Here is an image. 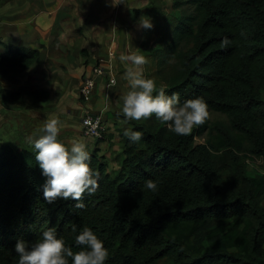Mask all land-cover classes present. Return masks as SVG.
I'll return each instance as SVG.
<instances>
[{"label":"trees","instance_id":"16d2710c","mask_svg":"<svg viewBox=\"0 0 264 264\" xmlns=\"http://www.w3.org/2000/svg\"><path fill=\"white\" fill-rule=\"evenodd\" d=\"M173 7L181 15L156 74L182 101L203 96L224 121L180 135L155 116L133 120L120 131L115 172L88 150L99 177L83 208L71 198L44 200L32 145L0 146V264H18L17 238L35 240L52 225L74 251L75 236L90 227L108 249L104 264H264V0H174ZM5 49L0 75L40 58L38 49ZM0 95L18 96L1 85ZM125 128L142 131L141 139L130 142ZM253 156L262 171L248 172L245 158Z\"/></svg>","mask_w":264,"mask_h":264},{"label":"rangeland","instance_id":"374dc122","mask_svg":"<svg viewBox=\"0 0 264 264\" xmlns=\"http://www.w3.org/2000/svg\"><path fill=\"white\" fill-rule=\"evenodd\" d=\"M83 1L76 0L77 6L74 7L71 14H68L69 18L76 21V28L80 30L83 38L76 32H72L69 36H60L57 41L54 35L53 39L56 43L53 48L56 55L48 54V51H45V46H43L41 56L46 60L43 59L21 68L17 67L0 75L1 87L18 95L8 98L7 101H2L0 95V146L10 144L14 148H19L24 145H32L31 139L40 133L46 120L58 116L60 120L59 136L67 144L70 145L74 139L85 140L87 149L96 148L98 154H101L102 158L104 157L107 161L108 171L115 172L122 158L120 131L124 126H130L133 122L132 119H126L122 112V95L129 87L125 78L129 64L126 61H121L120 55L129 50L142 53L147 58V62L142 66L144 74L153 78L158 88L164 87L162 79L156 74L157 60L169 40L172 26L181 13L173 7L174 0H158L152 8L155 15L150 17L153 25L151 28L142 27L139 23L140 19L137 17L135 18L136 22L132 24L136 28L134 34L117 32L119 36L115 37L116 49L114 50V57L112 56V73L105 72L104 75L100 76V78L106 76L105 83L109 76H114V84L110 87L111 91H109L107 98L103 97L100 83L104 78H101L99 81L96 80L92 95L87 100L80 98L76 92L81 77L86 75L89 70L88 67L96 64L100 58L107 55V50L110 48L108 46H113V44L105 32V29H108V27H104L106 25L103 23L105 19L101 17L105 16V10L103 9V12L98 14L102 21L97 23V15L93 16L94 9L92 10L90 0ZM13 3L20 5L15 9L22 11L28 4L27 0H13ZM0 4L2 10L11 6L8 0H0ZM162 4H165L164 9ZM143 9L142 7L134 8L132 15L136 17L137 14L143 13ZM189 10L190 8L187 7L185 15L188 14ZM163 14L164 17H161ZM86 16L90 17L87 18ZM85 17L89 23L83 20ZM92 31L97 35H91ZM85 36L89 39H86ZM13 48L22 49L23 47L15 46ZM4 51L5 48L2 52ZM75 78H77V87L74 89L76 86ZM41 91H47L48 96L41 98ZM99 95H102V100H99ZM82 101L92 104L93 110L89 107L87 109ZM85 110L102 114L104 125L102 138L96 139L82 134L80 120L83 113L86 112ZM208 112L209 115L204 121L208 126L217 120L224 121V115L211 109H208ZM151 116L155 115L152 114ZM161 122L170 127L168 122L162 120ZM206 130H208L207 127L204 128V131L197 133L194 140L202 142ZM261 162L258 157L245 158L246 168L250 173L262 171Z\"/></svg>","mask_w":264,"mask_h":264},{"label":"clouds","instance_id":"9594fccd","mask_svg":"<svg viewBox=\"0 0 264 264\" xmlns=\"http://www.w3.org/2000/svg\"><path fill=\"white\" fill-rule=\"evenodd\" d=\"M139 23L144 28L153 26L150 17L139 20ZM231 43L229 37L221 38L222 46L227 47ZM120 60L129 64L125 72L129 87L122 95V112L126 119L139 120L154 114L168 122L171 131L180 135L188 134L194 125L204 123L209 112L203 96L182 101L178 92H168L163 86L158 88L154 79L144 74L142 66L147 58L140 52L129 50L120 55ZM59 133V117L53 116L46 120L40 133L30 141L41 174L45 177L41 185L42 195L48 203L58 198H71L76 201L75 207L83 208L82 196L97 190L99 174L90 167L91 154L86 141L74 139L69 145L59 138ZM123 135L130 142H137L143 133L125 128ZM145 185L153 191L157 189L153 179H147ZM75 244L81 247L74 251L58 234L56 226L52 225L35 240L17 238L14 249L19 257L18 264H69V258L70 264H104L108 258V249L103 240L90 227L85 226L79 231Z\"/></svg>","mask_w":264,"mask_h":264},{"label":"crops","instance_id":"0c3cea01","mask_svg":"<svg viewBox=\"0 0 264 264\" xmlns=\"http://www.w3.org/2000/svg\"><path fill=\"white\" fill-rule=\"evenodd\" d=\"M8 1L11 6H7L3 10L2 8L0 9V47L2 48L0 52H2L3 49L8 46L12 47L11 49H18L13 48L15 46L34 48L38 49L39 51L40 58L38 61L43 59L46 60L41 56V48L45 46V51H48V54H55V50L53 48L55 47L56 43L55 39H53L54 35V38L56 37L57 41L60 36L66 37L72 34V32H76L81 38H83L80 30L76 28V21H74L73 18H69L68 16V14H71V12L74 10V7L77 6L76 0H27V7L23 11L15 9L20 7V5L14 4L13 0ZM90 2L92 10L94 9L92 12L93 16L97 15V23L102 21L100 16L98 17V14L102 13L103 9L105 10V16L101 17L105 19L103 23L106 25L104 27H108L107 30L105 29V32L107 33L106 35L110 37L111 44H113V46L109 45L108 48L110 47L111 49L115 50V37L119 36L117 32L134 34L136 32V28L132 24L136 22L135 18L138 17L140 20H142L146 17H153L155 12L152 10V8L155 6V2H158V0H113L114 4L111 2V0H90ZM164 5L165 4H162L163 9L165 8ZM139 7L146 9H143V13L137 14L136 17H134V15H132L134 8ZM58 14H60V16H58ZM93 16L91 14V19ZM86 17L88 18L90 16ZM86 17L83 20L86 23H89V20L86 19ZM161 17H164V14ZM92 34L94 36L97 35L93 31L91 35ZM85 35H88V33H85ZM85 37L86 39H89L87 36ZM108 50L107 55H104L100 59H107L109 57ZM125 50L126 48L124 51ZM91 66L88 67L89 70ZM81 78H83V75ZM101 78H104L100 83L102 85L101 93L103 94V97L107 98L109 91H111L110 87L112 86L107 87L105 83L106 76ZM101 78L97 77V80L99 81ZM74 82L76 83V86L74 87L75 89L77 87V78L74 79ZM76 92L78 95V88ZM104 92L106 93L104 94ZM103 97L102 95H99V100H102ZM85 101H82L85 103V107L87 109L90 108L93 110L92 104H89V102Z\"/></svg>","mask_w":264,"mask_h":264},{"label":"built area","instance_id":"2783aa9c","mask_svg":"<svg viewBox=\"0 0 264 264\" xmlns=\"http://www.w3.org/2000/svg\"><path fill=\"white\" fill-rule=\"evenodd\" d=\"M114 55V50H108V58L100 59L96 64H93L83 76L81 83L78 87L79 96L84 99H88L95 88L97 77L104 75L105 72H111L112 67V56ZM114 84V76L108 77L106 82L107 87ZM80 125L82 129V134L91 138H102L104 133V125L101 113H95L91 111H86L81 116Z\"/></svg>","mask_w":264,"mask_h":264}]
</instances>
